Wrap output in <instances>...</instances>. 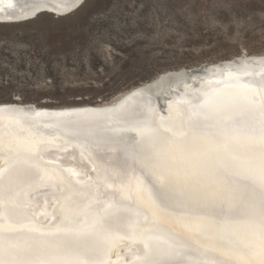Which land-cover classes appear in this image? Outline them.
I'll return each instance as SVG.
<instances>
[{
  "label": "bare ground",
  "instance_id": "6f19581e",
  "mask_svg": "<svg viewBox=\"0 0 264 264\" xmlns=\"http://www.w3.org/2000/svg\"><path fill=\"white\" fill-rule=\"evenodd\" d=\"M81 1L0 0V22L10 24L20 19H35L40 14H49L47 11L53 12L52 16L71 14L85 2ZM170 75L181 76V79L179 83L175 80L164 87L162 101L168 106L175 105L177 112L186 109L183 124L194 126V148L187 157L189 163H195L193 185L199 188L206 185L207 180L200 177V168L204 161H208L205 153L209 148H212L208 161L211 163L214 140L221 138V133L238 129L260 131L264 128L249 122L228 124L226 121V124L222 121L224 118L214 111L218 105L235 100L249 97L254 105L264 98V53L241 54L191 68L164 70L95 104L43 107L25 102L0 103L2 140L24 136L22 131L18 134L13 125H9L15 119L25 125H35L36 136L30 139L37 138L43 146L38 159L45 165L60 169L77 182L82 189L84 208H96L100 213V205L112 203L103 214L106 224L96 222L88 231L86 226H82L84 224L78 227L60 224L54 212V197L60 195L57 182L44 179L39 183L43 187L39 188L36 178L33 179V165L28 159L16 156L6 160L0 155V264H264V195L260 190H254L251 202L245 197L244 203L230 211L231 215L235 212L251 217L230 221L232 229L225 233H220L218 226L226 212H215L221 217L216 218L213 208L208 212L209 206L212 207L210 202L197 201L195 206H186L187 209L169 210L174 213V220L166 215L160 222L169 224L179 233V238L171 237L163 231L153 230L151 223L155 222H149L147 229L144 226L146 216L139 207L147 196L149 184L133 161L115 147L93 144L82 138L92 129L102 127L112 131L113 128H129L137 123L130 113L110 124L101 121V115L147 93L150 87ZM156 105L160 115L169 116L162 111V106ZM261 106L263 108L264 103L259 110ZM193 107L197 111H193ZM180 120L174 119L172 126L180 124ZM129 151L135 152L130 148ZM229 165L233 166L232 162ZM200 179L203 182H199ZM122 201L136 206L115 204ZM154 207L158 211L157 202H154ZM164 209L168 211L167 207ZM150 219L160 220L154 210ZM256 219L258 222L254 224ZM186 240L193 247L186 245ZM194 246L196 250L192 249ZM214 249L230 260L225 258V263L217 262Z\"/></svg>",
  "mask_w": 264,
  "mask_h": 264
},
{
  "label": "rangeland",
  "instance_id": "374dc122",
  "mask_svg": "<svg viewBox=\"0 0 264 264\" xmlns=\"http://www.w3.org/2000/svg\"><path fill=\"white\" fill-rule=\"evenodd\" d=\"M75 11L0 25V100L94 101L153 72L264 53V0H86Z\"/></svg>",
  "mask_w": 264,
  "mask_h": 264
},
{
  "label": "water",
  "instance_id": "95a60500",
  "mask_svg": "<svg viewBox=\"0 0 264 264\" xmlns=\"http://www.w3.org/2000/svg\"><path fill=\"white\" fill-rule=\"evenodd\" d=\"M83 1L84 0L81 2ZM47 12L49 14H53V12ZM38 13L40 12H35L34 14ZM73 13L68 14L67 12L63 15L54 14V17L47 14L44 15L49 16L51 21L58 22L68 18ZM41 16L43 15L38 16V18L34 20H32L33 18H25L24 20L20 19L18 22L13 21L10 24L0 22V25H18L29 22H36L38 25H41L45 22V20H41ZM156 73L157 72H153L147 75L143 78V80L152 78V76ZM180 79L181 76L174 77L170 75L168 77H164L156 85L150 87L147 93L135 98L133 101L128 102V104L120 108L106 111L103 115H101L102 120H100H105L108 122L107 124H110L113 123V121L116 122L123 117H127L129 113L133 114L134 116H131L136 119L137 123L131 124L129 128H119V130H114L113 128L112 131H106L101 127V129H92L87 131L82 138L89 140L93 144H105L115 147L120 153L129 157V159L133 161L132 163L136 169L139 170L140 175L144 179L146 178L149 184V189L147 196L142 199V206L140 205L139 207L146 216L144 217V221L147 222L144 224V226L146 225V229L149 222H155L151 223L153 230L160 232L163 231L171 237L173 236L175 238H179V233L177 231L175 232L169 224L164 223L163 221L160 222L161 219L163 216L165 217L168 215L169 219L174 220V213H170L171 211L169 210L175 212V210L180 209L179 207L185 209L186 206H195L198 201V203L202 202L204 204L210 202L212 207L209 206L208 212L213 208L216 218L221 217H219L215 212H226V215L221 218L218 226L221 231L220 233H225L228 229H232L230 221L233 222L234 220H238L242 217L244 219L251 217V215L248 214L244 216L234 214L235 212L231 215L230 211L233 210V208H235L239 203H244L245 197H247V200L251 202L254 192H256L254 191L255 189L260 190V192L264 195V128L261 129L263 130L262 132L261 130H252L251 132H247L246 130L241 131L238 129V131L235 130L234 132L228 130L221 133V138L214 140V152L211 157V163L208 161L210 159L209 156L212 148H209V150L207 149L205 153V160L208 159V161H204L202 163V167L200 168V177H204L202 180H207L208 183L205 181L206 185L203 184L204 186L201 185L202 187L200 188L199 186L193 185V173L195 172L193 167L195 163H189V158L187 157L194 148V126L190 127L186 123L183 124L184 115L187 113L186 109H181L177 112L175 105L168 106L169 104L162 101V91L164 87L168 86L169 82L175 80L179 83ZM141 81L142 80H138L133 84ZM133 84H130L127 87ZM111 96L104 99L97 98L94 101L76 99L70 103H55L41 100L39 102H34V104H95L107 100ZM3 101L22 102L25 100H22L20 97H14V95H10L7 99L0 100V102ZM156 103L162 106V111L165 115L169 114L168 117H164L158 113ZM262 103H264V98H261V100L258 102L256 101V103L252 105V101H250L249 97H247L244 100H235L230 103H226L225 105L220 104V106L218 105L214 108V111L215 113L217 112L216 115L218 114V116L224 118V120H222L223 122L228 121V124L230 122H249L252 125H260L262 128L264 127V106L263 108L261 106V110H259ZM192 110L197 111L195 107H193ZM177 118L181 119L179 121L180 124L177 123L173 127V120ZM223 122L221 124H223ZM9 125H13L16 132L22 131L24 136L6 141L2 140L3 137L1 136H3V134L0 132V155H2V158L6 160L16 156H23L28 159L33 165V179L36 178L35 183L39 188L43 187H40L41 185H39V183L44 179H48L49 181L54 179L57 182L59 186L58 190L60 188V195L58 197H54V212L57 222H60V224H69V226L73 227H78L81 226L80 224H84L82 226H86L87 228L85 227V230L87 231L90 227H92L91 225L96 224V222L100 223L101 221V223L106 224L107 221L105 220V215L103 214L106 213L107 209L111 208L112 203L108 202L100 205L98 208L100 213L95 210L96 208H84L82 204V189L77 182L71 179L60 169L51 167L50 165H45V163L38 159V154L43 146H41V143L37 138L33 141L30 139L36 136L34 133L36 130V128H34L35 125H25L16 119ZM123 125L124 124L120 126ZM6 126L8 129L9 126ZM171 126L173 129H171ZM61 130L58 129L60 133ZM62 132L63 134L70 136V134L64 130H62ZM129 148L135 152L133 153L129 151ZM179 150L180 152H178ZM230 150L233 153L231 155H229ZM181 152L182 155L184 153V156L181 155ZM235 159L237 160L235 161ZM231 162L233 166L229 165ZM199 182L203 181L200 179ZM200 198L202 200H200ZM262 198H264V196ZM154 202H157L158 204V211L154 207ZM115 204L119 206L132 205L125 201ZM135 206L136 204L132 205V207ZM164 207H167L168 211H166ZM192 208L195 209V207ZM153 210L156 211L160 220L152 221L150 219ZM204 210H207V208ZM255 222L254 224H257L258 220L256 219ZM116 224L118 227L121 226L120 223ZM140 224H142V222H140ZM184 242L187 243L186 245L193 247L191 242L189 243L187 240ZM192 249L196 250L195 246ZM225 258L230 260V258L224 256L221 251L214 249V259H216L217 262L225 263Z\"/></svg>",
  "mask_w": 264,
  "mask_h": 264
}]
</instances>
